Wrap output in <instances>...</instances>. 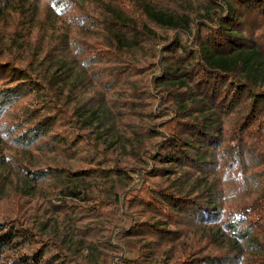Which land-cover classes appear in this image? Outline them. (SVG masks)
<instances>
[{"label": "trees", "instance_id": "trees-1", "mask_svg": "<svg viewBox=\"0 0 264 264\" xmlns=\"http://www.w3.org/2000/svg\"><path fill=\"white\" fill-rule=\"evenodd\" d=\"M0 264H264V0H0Z\"/></svg>", "mask_w": 264, "mask_h": 264}, {"label": "rangeland", "instance_id": "rangeland-1", "mask_svg": "<svg viewBox=\"0 0 264 264\" xmlns=\"http://www.w3.org/2000/svg\"><path fill=\"white\" fill-rule=\"evenodd\" d=\"M53 70H55L54 67H53ZM106 139H107V143H113V142H115V137H113L111 135L107 136ZM115 147H116L117 150H120L119 149L120 148V144L115 143ZM87 182L88 181H86V180H79V181L72 182L71 185H70L71 191L80 192V194H78V195H75L73 193L71 195H63V194H61L57 198H55L54 202L55 203H61L65 199H71V200H75V201H81V200H83L84 194L86 193V188H84L82 184L87 183ZM98 186L101 187V185H98ZM111 241L113 243H116V240L114 238L113 239L111 238ZM105 251H106V249H105ZM84 252H88V250L87 249H84ZM168 256H170V254L168 252V249H166L163 252H161L158 255L157 258L158 259H163V258H166ZM114 261L117 262L118 261V258L115 257L114 258Z\"/></svg>", "mask_w": 264, "mask_h": 264}]
</instances>
